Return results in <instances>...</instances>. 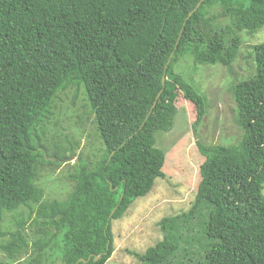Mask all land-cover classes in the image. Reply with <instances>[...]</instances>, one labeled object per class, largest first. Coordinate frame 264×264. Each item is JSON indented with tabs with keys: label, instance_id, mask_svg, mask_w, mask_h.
I'll return each mask as SVG.
<instances>
[{
	"label": "trees",
	"instance_id": "1",
	"mask_svg": "<svg viewBox=\"0 0 264 264\" xmlns=\"http://www.w3.org/2000/svg\"><path fill=\"white\" fill-rule=\"evenodd\" d=\"M198 1L0 0V237H8L0 249L9 259H109L111 220L164 176L165 151L154 133L171 124L160 116L174 86L195 110L194 128L206 113V96L175 62L189 54L198 65H228L239 33L264 26V0H203L188 16ZM212 7L225 24L213 23ZM252 50L253 73L231 86L241 137L197 141L204 160L194 200L158 221V242L142 253L128 251L139 264H264V41ZM68 88L82 90L102 152L92 160L80 154L66 198L46 200L39 168L80 148L67 135L52 147L46 139L55 100ZM23 207L32 219L29 233L28 218L5 230V216Z\"/></svg>",
	"mask_w": 264,
	"mask_h": 264
},
{
	"label": "rangeland",
	"instance_id": "2",
	"mask_svg": "<svg viewBox=\"0 0 264 264\" xmlns=\"http://www.w3.org/2000/svg\"><path fill=\"white\" fill-rule=\"evenodd\" d=\"M216 15L213 23L225 24V18L219 15L216 7L209 9ZM209 14V15H210ZM238 53L228 65L195 64L191 55L175 62L174 68L180 72L197 90L207 98L206 113L195 128V110L186 102L181 92L174 86V95L161 110L160 119L169 122L165 131L154 133L155 146L165 151L164 176L155 178L150 191L136 198L124 215L111 220L113 252L105 264H139L138 260L128 251L144 252L162 238L158 221L165 216L175 215L188 210L194 200L197 184L200 180L199 166L204 156L197 149V141L209 144H229L236 142L242 129L235 122L236 102L231 93V86L246 80L254 71L252 46L264 41V26L253 34L246 31L239 33ZM54 117L48 125L46 139L50 147L63 143L69 136L79 141L71 160L64 159L60 164L48 163L38 170L37 184L43 189L46 200L66 198L72 188L68 175L71 165L81 154L90 160L96 159L102 152V144L95 130L93 114L87 104L82 90L68 88L59 92L55 100ZM47 161H53L51 152ZM66 157V158H67ZM264 194V185H263ZM29 217L28 208L7 214L4 229L13 231L17 222ZM31 218L24 224V230ZM38 226H32L38 231ZM29 229L26 232L29 233ZM0 237V244L7 240ZM26 255H16L9 259L0 249V260L7 264H26Z\"/></svg>",
	"mask_w": 264,
	"mask_h": 264
},
{
	"label": "water",
	"instance_id": "3",
	"mask_svg": "<svg viewBox=\"0 0 264 264\" xmlns=\"http://www.w3.org/2000/svg\"><path fill=\"white\" fill-rule=\"evenodd\" d=\"M202 1H203V0H199V1L197 2L196 6L194 7V9H193L192 11L189 12L188 16H189L194 10L197 9V7L200 5V3H201ZM188 16H187V17H188ZM168 62H169V60H168ZM164 79H165V78H164V76H163L162 79H161L162 86L164 85ZM160 93H161V91L157 93V95H156V97H155V100H154V102H153L152 105H151V110H152V108L154 107V105H155L157 99L159 98ZM71 158H72V157H67V158H63L62 160H64V159L71 160ZM100 255H101V254L96 255L93 259H94V260H97V259L100 257ZM89 259H90V256H88L86 259L79 258L74 264H77L78 262H83V263H85V262L89 261Z\"/></svg>",
	"mask_w": 264,
	"mask_h": 264
}]
</instances>
